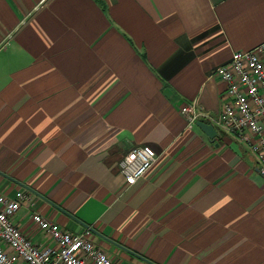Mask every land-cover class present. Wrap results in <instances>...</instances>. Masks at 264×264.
<instances>
[{
	"label": "crops",
	"instance_id": "0c3cea01",
	"mask_svg": "<svg viewBox=\"0 0 264 264\" xmlns=\"http://www.w3.org/2000/svg\"><path fill=\"white\" fill-rule=\"evenodd\" d=\"M264 41V0H0V193L13 220L54 247L34 213L116 264H264V176L217 116L215 70ZM157 160L127 186L135 146ZM25 185V186H24ZM34 190L38 196L30 189Z\"/></svg>",
	"mask_w": 264,
	"mask_h": 264
},
{
	"label": "built area",
	"instance_id": "2783aa9c",
	"mask_svg": "<svg viewBox=\"0 0 264 264\" xmlns=\"http://www.w3.org/2000/svg\"><path fill=\"white\" fill-rule=\"evenodd\" d=\"M227 84V100L217 116L209 115L191 102L181 108L189 127L202 119L248 147L256 156L258 172L264 176V41L250 50L235 51L230 61L215 70ZM157 154L150 146H135L118 162L127 186L136 184L154 165ZM20 191L15 198L0 193V264H116L89 239L91 230L70 232L57 223L34 213L32 218L46 231L54 247H39L15 224L13 218L23 201Z\"/></svg>",
	"mask_w": 264,
	"mask_h": 264
},
{
	"label": "water",
	"instance_id": "95a60500",
	"mask_svg": "<svg viewBox=\"0 0 264 264\" xmlns=\"http://www.w3.org/2000/svg\"><path fill=\"white\" fill-rule=\"evenodd\" d=\"M196 125L212 140H214L216 138V135H217V131L215 129V127L210 124V123H207V122H204L202 120H199L196 122ZM25 186V185H24ZM30 189V188H29ZM32 192H34L35 194H37L38 196H41L39 195L38 193H36L34 190L30 189ZM42 198H44L43 196H41ZM45 199V198H44ZM89 230H92V229H89ZM128 252H130L131 254L137 256L138 258L148 262L149 264H155L147 259H145L144 257L126 249Z\"/></svg>",
	"mask_w": 264,
	"mask_h": 264
}]
</instances>
